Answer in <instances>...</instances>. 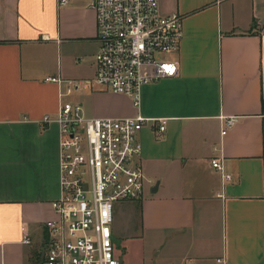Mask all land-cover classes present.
Listing matches in <instances>:
<instances>
[{
    "label": "crops",
    "instance_id": "1",
    "mask_svg": "<svg viewBox=\"0 0 264 264\" xmlns=\"http://www.w3.org/2000/svg\"><path fill=\"white\" fill-rule=\"evenodd\" d=\"M91 1L0 0V264H45L57 216L58 128L42 116H55L59 85L46 76L79 80L72 100L87 116L148 118L138 137L155 181L114 208V244L153 238L163 264H264V0H160L182 15L178 73L145 83L137 104L83 81L98 48Z\"/></svg>",
    "mask_w": 264,
    "mask_h": 264
},
{
    "label": "built area",
    "instance_id": "2",
    "mask_svg": "<svg viewBox=\"0 0 264 264\" xmlns=\"http://www.w3.org/2000/svg\"><path fill=\"white\" fill-rule=\"evenodd\" d=\"M69 0H56L65 5ZM96 15L95 71L83 80L90 85L128 95L139 102L145 83L178 73L172 54L179 48L183 30L179 12L165 13L160 0H92ZM59 85L54 120L58 128V179L60 192L51 204L57 216L45 221V264H120L115 252L112 223L117 201L140 200L154 179L144 171L138 132L146 118L87 116L80 102L66 98L80 81L46 76ZM225 119L220 133L233 123ZM158 129L164 128V119ZM222 180L232 179L222 156L210 159ZM24 242L29 237L24 235Z\"/></svg>",
    "mask_w": 264,
    "mask_h": 264
},
{
    "label": "rangeland",
    "instance_id": "3",
    "mask_svg": "<svg viewBox=\"0 0 264 264\" xmlns=\"http://www.w3.org/2000/svg\"><path fill=\"white\" fill-rule=\"evenodd\" d=\"M72 94L66 96V98L72 100L74 96ZM118 202L119 201L115 203V209ZM138 204L139 203L134 202L135 209L131 211L132 216L134 213L132 221H137L138 219ZM123 217L124 219L126 218L125 215H123ZM126 238L123 237L122 233L115 236V246L118 251L117 254L120 259V264H163V261L169 260L168 257L164 256L163 252L157 253V248L154 247L155 240L153 238H149V241L137 236H128Z\"/></svg>",
    "mask_w": 264,
    "mask_h": 264
},
{
    "label": "trees",
    "instance_id": "4",
    "mask_svg": "<svg viewBox=\"0 0 264 264\" xmlns=\"http://www.w3.org/2000/svg\"><path fill=\"white\" fill-rule=\"evenodd\" d=\"M264 105V99H262V106ZM36 264V263H35Z\"/></svg>",
    "mask_w": 264,
    "mask_h": 264
}]
</instances>
